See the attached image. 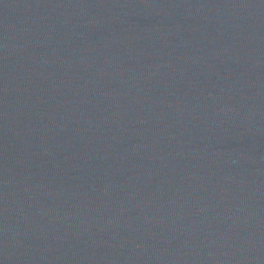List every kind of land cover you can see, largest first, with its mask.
I'll return each mask as SVG.
<instances>
[{
	"label": "water",
	"instance_id": "water-1",
	"mask_svg": "<svg viewBox=\"0 0 264 264\" xmlns=\"http://www.w3.org/2000/svg\"><path fill=\"white\" fill-rule=\"evenodd\" d=\"M264 66V0H220Z\"/></svg>",
	"mask_w": 264,
	"mask_h": 264
}]
</instances>
